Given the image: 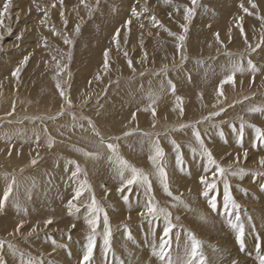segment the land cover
Listing matches in <instances>:
<instances>
[{"label": "rangeland", "instance_id": "obj_1", "mask_svg": "<svg viewBox=\"0 0 264 264\" xmlns=\"http://www.w3.org/2000/svg\"><path fill=\"white\" fill-rule=\"evenodd\" d=\"M4 2L0 0V11ZM224 2L197 0L195 14L185 21L184 7H192L191 0H171V3L99 0L98 4L97 0H84V3L63 0V8L60 0H11L9 13L0 26L4 36L0 41V199L15 178L13 190L0 210V240L5 241L0 258L5 264H26L29 257L42 260L43 264H68L63 262L65 258L70 260L69 264H85L83 256L90 234L85 206L93 196L108 215L111 236L110 247L106 248L101 213L88 264H168L169 261L184 264L190 233L202 242L203 255L194 264H199L201 258L208 264L233 261L248 264L251 260L259 264V256L264 255V167L259 164L264 157V143L256 139L255 129L250 125L264 129V111L250 109H264V45L255 52L249 45L261 41L264 29L259 17L264 16V0H255L256 15H247L240 8L241 3L250 7L248 0H229L230 14L223 15L220 9ZM85 4L91 8L90 16ZM133 6L138 12L145 6L148 10L132 16ZM61 11L67 26L61 19ZM119 13L122 15L116 25L113 19ZM238 16L244 17L248 43L236 27ZM41 20L45 23L41 24ZM128 20L131 24L125 26ZM76 24H80L79 34L74 31ZM183 24L187 25L186 33L181 28ZM9 27L11 34L6 30ZM53 29L59 34H53ZM117 29H120L119 49L113 42ZM21 32L23 37L17 41ZM65 32L73 40L72 45L64 43ZM169 32L186 36L181 49H177L176 36ZM216 33L222 44L217 43ZM105 49H111L107 73L102 68ZM29 53L31 57L16 80L11 73ZM182 55L187 59L182 60ZM53 56L66 65L60 82L72 101L71 109L56 88ZM241 59L245 68L251 59L260 70L254 75L247 70L237 73L235 86L225 85V95L218 103L216 89L227 75L225 69L231 61ZM67 72L71 73L70 77ZM98 73L102 77L100 81L95 79ZM171 85H175L174 94ZM150 94L158 97L153 105L155 117L151 110H143L152 103ZM177 97L183 98V115L179 109L173 110ZM62 104L77 117H90L100 136L86 121H81L84 128H73L71 115L49 119L60 111ZM221 108L224 111L218 116L205 119ZM9 112L12 114L8 115ZM133 112L135 120H132ZM181 125H195L199 129L205 145L222 167H231L232 171L244 169L242 174L232 175L231 171L226 174L231 194L240 205L238 209L225 207L221 181L216 190L207 196L203 194L200 177L207 175L211 179V171L204 170L207 160L199 155L192 127L181 129ZM125 132L133 134L125 136ZM49 137L55 141L52 148L47 146ZM101 137L106 143L118 144L119 156L148 175L151 193L137 184L119 191L122 181L117 174L118 164L114 158L109 159L112 153L101 145ZM156 140L164 151L161 163L169 188L173 195L181 197L184 205L173 207L174 201L164 192L149 159ZM173 140L180 146L182 165L177 163ZM192 148L197 149L195 155ZM76 149L98 153L99 157H86ZM33 159L37 160L35 165L31 163ZM69 161H75L82 169L76 177L72 175L75 164ZM129 176L130 172L126 171L125 177ZM85 181L90 187H85L81 197L74 200ZM124 196L128 197L127 201ZM213 196L215 209L209 203ZM149 199L171 213L174 227L167 238L170 243L164 259L158 253L167 221L163 215L147 213ZM69 201L80 206L79 213L69 215ZM201 215L205 219H200ZM49 218L53 222L45 226L44 221ZM21 221L23 227L16 232ZM232 225H243V243L237 240ZM34 227L36 231L32 232ZM231 242L234 244L230 247ZM8 243L17 251L10 250Z\"/></svg>", "mask_w": 264, "mask_h": 264}, {"label": "snow or ice", "instance_id": "obj_2", "mask_svg": "<svg viewBox=\"0 0 264 264\" xmlns=\"http://www.w3.org/2000/svg\"><path fill=\"white\" fill-rule=\"evenodd\" d=\"M81 3H84V0H80ZM166 3H171V0H165ZM99 3V0H97V4ZM192 3V7H184V20L185 21H190L192 16L195 14V7L197 6V0H191ZM248 4L250 5V7H245L243 3L240 4V8L242 9V11L247 14V15H256L257 12L255 10H258V5L257 3H255V0H248ZM60 6L61 8H63V0H60ZM52 7H56L55 4L52 5ZM86 8H89V16L91 15V8L89 5L85 4ZM11 8V0H5L4 4H3V9L2 11H0V26H3V18L9 13V10ZM251 9V10H250ZM37 10L40 11L41 9L39 7H37ZM147 7H143L141 9V12L147 11ZM177 11H179V8H177ZM141 12L137 11L136 6H133L132 8V16H139L141 14ZM47 12L45 11V16H47ZM77 15H79V13H77ZM61 19L64 20L65 26H67V20L64 19V12L61 11L60 13ZM243 16H238L236 18V27L240 30L241 35L245 36V43H248L247 41V37L246 34L244 33V28H243ZM259 19L261 20V27L262 29H264V16H260ZM153 22L155 23V17H152ZM45 21L41 20V24H44ZM131 24V20L125 21V26L130 25ZM143 27V26H142ZM181 28L183 29L184 33L187 32V25L183 24L181 25ZM7 32L9 34H11L12 29L9 27L6 29ZM53 34L58 35L59 33L56 32L55 29L52 30ZM76 34H79L80 31V24H76L75 29H74ZM231 33V29H229V34ZM169 35H173L176 36V39L178 41L177 44V49H181L183 47V42L186 39V36L184 34L181 35H176L175 33L169 32ZM262 38L260 43L256 44L255 46L249 45V48L251 49L252 52H255L257 49H260L262 45H264V32H262ZM23 37V32H21L19 35H17L16 40L19 41L21 40ZM119 37H120V29L116 30V33L114 34L113 37V42L116 44L117 49H119L120 44H119ZM4 39V36L2 33H0V41H2ZM63 40L64 43L66 45H72L73 44V40L67 35V33L65 32L63 34ZM216 40L217 43H223L220 40V36L219 33H216ZM125 42H127V37L125 36ZM143 44V41L141 40V45ZM44 45L47 46V41L46 38L44 40ZM110 51L111 49H105L104 53H103V71L105 73H107V71L109 70L110 67ZM125 57H127V51H125L124 53ZM227 55L232 56V53H227ZM147 54L145 53V58H146ZM31 57V53H29L28 55H25L23 57V59L19 62L18 66L13 70V72L11 73L12 77L15 78L16 80H19L20 78V73L22 71V69L27 65L29 59ZM68 57L69 59L71 58V53H68ZM52 59L54 61H56V73L55 76L53 77V79H55L56 82V88L59 91V95L60 97L63 99L64 103L67 104L68 109H71L73 107L72 105V101L69 97L68 92L66 91L65 87H62L61 85V79H62V75L65 74V70H66V65L62 64L60 61L56 60V57L53 56ZM182 60L187 59L186 56L181 57ZM128 66L131 68L132 67V61L131 59L128 60ZM249 71L251 72L253 75L258 72L260 69L257 68V66L252 62L251 59H248L247 61V68H245L242 59L241 60H235V61H231L229 66L225 69V71L227 72V75L224 76V78L222 80H220L217 89H216V96H217V102L220 103V98L224 97L225 93H224V86L225 85H231V86H235V77L237 73H243L244 71ZM69 77L71 76L70 72L66 73ZM95 79L97 81H100L102 79L101 75L98 73L95 77ZM171 84V82H169ZM70 87V86H69ZM173 94L175 93V85H171ZM201 98H202V94H201ZM149 99L152 101V103L145 109H143L144 111H149L151 110V113L153 115V117L156 116V109L153 105H155L156 100L158 99L157 96H155V94H150ZM177 103H176V107L173 109L174 111L176 109H179L180 115H183V104H182V97H177L176 98ZM15 111V106L13 105V112ZM224 109L221 108L219 112H213L210 114L209 117L205 118V119H210L211 117H215L218 116L220 114V112H223ZM250 111H264V109L259 108V107H254L251 108ZM12 113L9 112L8 115H11ZM65 114L71 115L72 117V127L75 128L77 126H79L80 128H84V124L81 123V121H86L88 124V127L95 132V134L99 137L100 134L98 131H96V126L95 123L92 121V119L90 117H77L75 115L74 112H70V111H66L64 104L61 105L60 111L57 112L55 114V116H51L49 117V119H56L57 117H62ZM42 119V118H41ZM136 119V113L133 112L132 113V120ZM203 121H200L198 123H202ZM251 127H253L255 129L256 132V139L258 141H260L261 143H264V129H260V128H256L254 125H250ZM181 129L183 128H187V127H192L193 129V136L197 142V144L199 145V155L203 158H206L207 160V164L205 166V172H209L211 171V179H209V177L207 175L201 176L200 177V183L202 185H204V195L207 196L210 192L216 190L217 188V183L218 181L223 182L224 184V192H223V200H224V204L225 207H233V208H239L240 205L236 203L235 199L233 198L231 191H230V185L228 184L227 178H226V174L229 173L231 171L232 175H237V174H242L244 169H239L238 171H232L231 167L225 168L222 167L219 163H217L216 159L214 158L212 152L208 149V147L205 145L204 140L201 137L200 131L198 128L195 127V125H181L180 126ZM243 123L241 124V128H240V135H243ZM45 131H47V129H45ZM132 132H125L124 135L128 136V135H132ZM144 135H149L148 133H145ZM222 135V133H221ZM37 141L39 140V136L36 137ZM116 139H119V137H117ZM55 143L54 139L52 137H49L47 140V146L49 148H52L53 144ZM100 143L101 145H105L106 148L108 149V151L110 153H112L111 156H109V159L112 160L113 158L115 159V161L118 164L117 167V174L119 175L121 181H122V187L119 189V191H124L125 188H129L130 186L137 184L140 186L145 187V191L146 193H151L152 191V186H151V181L149 180V177L146 173H144V171L142 169H138L136 167H134L133 165L129 164L126 160H124L122 157L119 156L118 154V144L115 143H111V142H105V140L101 137L100 138ZM171 143L173 144L174 150L177 152V163L178 165H182L183 164V156L182 153H180V146L178 144H176V142L173 140L171 141ZM152 149H153V154L150 155L149 159L152 161L154 167L156 168V175L163 187L164 192L166 193V195H168L169 197L172 198V200L174 201L173 207H176L178 205H184L183 200L181 199V197L179 196H175L173 195L172 191L169 188V184H168V177H167V173L161 163L163 157H164V151L163 149L160 147L159 144V140H156L155 142H153L152 144ZM77 151H81L83 152V155L92 159H97L99 157L98 153H93V152H86L83 151L82 149H76ZM193 154L195 155L197 153V149L196 148H192L191 149ZM9 155H11V148H9ZM248 153L245 152L244 156L247 157ZM239 159V158H237ZM31 163L33 165H35L37 163L36 159H33L31 161ZM69 163L75 164V171H73L72 175L73 177H76L79 173H81L82 169L80 168V165L78 163H76L75 161H69ZM259 164L261 167H264V157H261V159L259 160ZM214 166V170H212V167ZM130 172V176L128 178L125 177V172ZM15 184V178H13L12 183L9 184L7 190L4 192L3 194V198L0 199V210L3 209L4 207V202L7 201L9 195L11 194L12 190H13V185ZM85 187H90L87 186V182L85 181V183L81 186V190H78L75 193L74 196V200H78L81 195L82 192L84 190ZM124 200L127 201L128 197L124 196ZM210 206L215 209L216 208V197L213 196L210 201ZM87 212L85 215V221L88 224L89 228H90V234L88 236V244H87V248L86 251L84 253L83 256V260L85 262V264H88V262L91 260L92 254H93V249L95 246V241H96V235H97V227L99 225V221H100V214L103 213V225H104V232H103V237H104V244L106 248L110 247V236H111V230L109 227V221H108V215L106 212H104V209L99 205V203L96 201L95 197L93 196L91 199V203L87 204L86 206ZM185 207H187L185 205ZM67 209L69 212V215H74L76 213L80 212V206H78L77 204L73 203V201H69L67 204ZM191 210V209H189ZM146 211L149 215L152 216H161L163 215L165 220L167 221V225L164 228L163 231V237H162V242L160 244V251L158 253V255L161 257V259H164V257L168 254L167 253V247L168 244L170 243V241L167 239L174 227V225L171 222V213L169 211H167L164 208H159L155 203H153L152 199H149L148 204L146 205ZM141 215H144V213H141ZM177 219H179V217H177ZM200 219H205L203 217V215L200 216ZM53 221L51 218L47 219L44 221L45 226L51 224ZM23 227V221L20 222V224L17 225L16 227V232L20 231V228ZM73 227H75V225H73ZM232 227L234 228V230L236 231L237 234V240H239L241 243H243V239L245 236V229L243 227V225H232ZM32 232L36 231V228L34 227L32 230ZM31 234V233H29ZM11 235V234H10ZM190 235V248L189 250L186 252V257L187 259L184 261V264H194V260L200 256L202 257V252L201 250V245L202 242L199 241L194 234H189ZM53 243L55 244V241H53ZM5 246V241L0 240V250H2ZM7 247L12 250L13 252L17 251L14 247V245H12L11 243L7 244ZM257 247L259 248V245H257ZM21 256H23V253H21ZM0 264H5V261L0 258ZM26 264H43L42 260H36L35 258L29 257V259L27 260ZM168 264H172L171 261L168 262ZM199 264H208L206 259L201 258L199 261ZM232 264H238L237 261H233ZM259 264H264V255L259 256Z\"/></svg>", "mask_w": 264, "mask_h": 264}, {"label": "bare ground", "instance_id": "obj_3", "mask_svg": "<svg viewBox=\"0 0 264 264\" xmlns=\"http://www.w3.org/2000/svg\"><path fill=\"white\" fill-rule=\"evenodd\" d=\"M124 1H127V0H124ZM218 1H219V0H218ZM224 1H225L224 3H226L227 5H226V4H222V7H223V8L220 9V10H222V14L224 13L223 15H225V14L228 15V14H230V13H228L227 10H229V9L231 8L232 2H228L229 0H228V1H227V0H224ZM123 3H124V2H123ZM129 3H130V2H129ZM124 4H125V3H124ZM126 6H128V5H126ZM118 8H119V7H118ZM114 10H115V9H114ZM127 10H128V9H127ZM230 10H231V9H230ZM120 11H121V10H120ZM123 11H124V10H123ZM229 12H230V11H229ZM113 14H114V13H113ZM121 15H122V13H119V14L115 15L116 17L113 19V20H114V23L118 20L117 18L120 17ZM225 17H226V16H225ZM214 23H215V22H214ZM214 23H213V24H214ZM216 23H217V22H216ZM115 24L117 25V24H118V21H117ZM111 29L113 30V28H111ZM111 29H110V30H111ZM101 46H102V45H101ZM190 47H191V46H190ZM192 48H193V47H192ZM113 61H114V60H113ZM207 217H208V216H207ZM210 221H211V219H210ZM214 223H215V222H214ZM214 223H213V225L216 224V223H215V224H214ZM201 225H202V224H201ZM213 227H215V226H213ZM215 228H216V227H215ZM218 228H219V227H218ZM220 228H221V227H220ZM216 229H217V228H216ZM222 231H223V230H222ZM224 231H225V230H224ZM225 233H226V232H225ZM227 235H228V234H227ZM223 238H224V237H223ZM227 238H228V236H227ZM230 239H231L230 241H232V238H230ZM73 241H74V240H73ZM222 241H225V239H223ZM227 241H228V240L226 239V242H227ZM75 243H76V242H75ZM224 243H225V242H223L222 244H224ZM229 243H230V242H229ZM76 244H78V243H76ZM138 244H139V243H138ZM233 244H234V243L231 242V244H230L229 246L231 247V245H233ZM226 245H228V244H226ZM143 246H144V244H143ZM231 250H233V249H231ZM231 250H230V252H235V251H236V250H235V251H231ZM139 251H140V250H139ZM135 252H136V251H135ZM143 253H144V252H143ZM143 253H142V254H143ZM138 254H139V253H138ZM234 254H235V253H234ZM140 255H141V254H140ZM223 255H224V254H223ZM229 255H230V254H229ZM231 256H233V254H232ZM234 256H235V255H234ZM236 256H240V255H237V254H236ZM236 256H235V257H236ZM141 257H142V256H141ZM241 258H242V257H241ZM243 258H244V257H243ZM232 259H233V258H232ZM239 259H240V258H239ZM249 260H250V259H249ZM69 261H70V260H69L68 258L63 259V262H66V263H68V264H69ZM71 261H72V259H71ZM244 261H245V260H244ZM241 262H242V261H241ZM243 263H245V262H243ZM248 264H256V263L253 262V261L251 260V262L249 261Z\"/></svg>", "mask_w": 264, "mask_h": 264}]
</instances>
